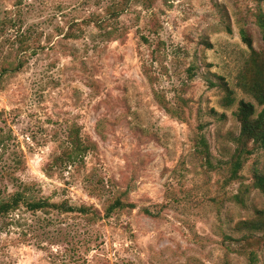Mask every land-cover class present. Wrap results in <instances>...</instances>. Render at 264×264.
Returning <instances> with one entry per match:
<instances>
[{"label": "rangeland", "instance_id": "374dc122", "mask_svg": "<svg viewBox=\"0 0 264 264\" xmlns=\"http://www.w3.org/2000/svg\"><path fill=\"white\" fill-rule=\"evenodd\" d=\"M257 6L264 0H0V198L23 190L100 214L117 195L134 204L94 221L20 204L0 216V264H251L236 222L264 208L250 185L264 153L249 142L236 159L232 112L240 99L260 109L236 85L250 51L239 30L264 46ZM69 129L89 147L54 161ZM196 132L211 166L195 153ZM255 251L264 264V245Z\"/></svg>", "mask_w": 264, "mask_h": 264}, {"label": "trees", "instance_id": "16d2710c", "mask_svg": "<svg viewBox=\"0 0 264 264\" xmlns=\"http://www.w3.org/2000/svg\"><path fill=\"white\" fill-rule=\"evenodd\" d=\"M259 1L261 0H257L258 3ZM122 9H111L109 13L117 15ZM251 15L253 23L259 29L264 45V9L257 6V8L251 12ZM239 34L250 51L236 75V85L243 92L251 96L256 104L260 106V109L256 111L254 104L248 100L240 99L237 101V105L232 112L235 120L238 122V135L235 138L236 148L234 150L236 159L240 157L243 151V153L249 152L246 148L249 142L261 148L264 153V46L260 50H254L251 47L249 35L243 28L239 30ZM18 67L19 64L13 66L7 65V68L5 67L3 70L6 71L9 69L15 71ZM217 85L224 92L222 97L223 104L230 105L234 102L233 90L224 82H220ZM197 128L200 130L202 125L198 124ZM194 141L195 153L197 156L203 160L204 164L211 166L210 153L204 135L200 132H196ZM3 143L4 137H0V147L3 146ZM66 143L68 146L62 149L60 154L61 157H54V161L74 162L78 158H81L82 154L85 153L89 147L87 142L78 137L77 131L70 129L67 133ZM235 165H238L237 161ZM238 166H236V168H238ZM250 185L264 194V165L262 168L253 171ZM235 198H237V196H235ZM20 204L24 205L25 208L30 211H48L53 208L61 212H76L81 215H86V219H91L92 221L107 217L115 209L124 207L130 209L134 208L132 202L124 201L117 195L107 203L103 214H100V212L92 206H73L70 204L63 205L49 202L46 198H35L21 190L12 193L7 198H0V216H4L10 211L15 210ZM143 211L146 215L153 216L146 208H144ZM236 229L244 230V233L235 239L244 242L243 248L237 251L245 254L247 260L251 264H254L258 259L255 249L264 245V208L255 209L250 217L236 222ZM254 232H261V234L256 236ZM72 250L74 249L72 248Z\"/></svg>", "mask_w": 264, "mask_h": 264}]
</instances>
